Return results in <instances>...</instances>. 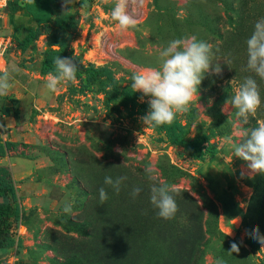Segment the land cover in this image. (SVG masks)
<instances>
[{
	"label": "rangeland",
	"instance_id": "obj_1",
	"mask_svg": "<svg viewBox=\"0 0 264 264\" xmlns=\"http://www.w3.org/2000/svg\"><path fill=\"white\" fill-rule=\"evenodd\" d=\"M72 6L80 18L74 52L85 66H111L130 93L129 104L108 100L97 85L72 94L61 83L50 93L46 80H32L31 90L11 80L8 95L0 97V144L12 142L11 151L0 156V165L10 169L18 187L20 214L12 233L21 244L0 257V264L17 257L37 264H264V248L249 235L253 228L264 235V173L251 174L225 142L231 137L240 143L246 131L264 122V80L247 70L246 50L254 24L264 18V0L130 3L138 23L126 31L111 19L112 3L76 0ZM192 36L212 45L222 74L206 75L190 110L178 114L187 135L183 145H174L139 120L143 102L131 77L158 68L159 51L170 40ZM33 43L37 53L43 50L42 42ZM248 76L257 81L261 104L245 123L230 100ZM30 91L29 103L21 104L17 96ZM210 145L237 174L239 200L246 206L242 220L221 216L202 177L201 164L210 156L203 148ZM194 146L202 150L193 153ZM149 164L159 181L178 190L172 219L158 217L150 203L151 181L144 172ZM204 175L216 189L207 170ZM106 176L126 177L118 194L104 184ZM101 187L109 197L103 205ZM134 187L142 189L135 198ZM66 197L71 216L63 212ZM9 202L10 195L0 197V203ZM234 242L239 252L229 253Z\"/></svg>",
	"mask_w": 264,
	"mask_h": 264
},
{
	"label": "clouds",
	"instance_id": "obj_2",
	"mask_svg": "<svg viewBox=\"0 0 264 264\" xmlns=\"http://www.w3.org/2000/svg\"><path fill=\"white\" fill-rule=\"evenodd\" d=\"M33 0H27L31 4ZM112 3L111 19L115 21L120 30L126 31L137 27V19L129 12L130 3L142 6L144 0H104ZM75 0H62V8L68 11L69 5ZM84 6V5H82ZM53 50L59 52V46L53 45ZM247 70L264 80V18L254 24L251 36L246 40ZM212 45L199 40L195 36L170 40L159 51L157 57L159 67L142 70L131 77V88L140 92V102L147 97L148 111L139 117L145 127L157 128L172 125L178 114L190 110V104L197 96L198 86L206 75H221L222 67L219 60L212 58ZM54 71L45 81V87L50 93H55L61 83H71L77 79L78 64L74 58H52ZM229 66L230 63L226 62ZM20 68L13 64L0 69V97H6L11 87L13 74L19 73ZM229 101L227 100L226 103ZM231 107L236 110L237 117L246 123L249 116H255L260 107L261 98L255 78L248 76L235 91L230 100ZM222 111H226L225 108ZM226 143L231 145L233 155L247 162L251 174L264 173V122L244 133L240 143H234L231 137L226 138ZM144 172L150 184V203L157 210V216L163 219H172L178 211L175 194L178 190L172 184L159 181L154 167L149 164ZM126 177L111 176L104 178V184L110 186L117 194ZM140 187H134L131 195L133 198L141 192ZM104 187L99 189V201L103 205L108 200ZM73 204L69 197L63 203V212L71 216ZM251 238L257 240L264 248V235L258 228H253L249 233ZM229 253L239 252L237 243H232ZM216 264H225L223 259H217Z\"/></svg>",
	"mask_w": 264,
	"mask_h": 264
},
{
	"label": "trees",
	"instance_id": "obj_3",
	"mask_svg": "<svg viewBox=\"0 0 264 264\" xmlns=\"http://www.w3.org/2000/svg\"><path fill=\"white\" fill-rule=\"evenodd\" d=\"M69 8L71 9L64 11L62 0H33L31 4L27 3V0H11L8 5V15L14 30H27V34L22 40H17L15 33L13 34L18 46L20 49L26 50L42 34L46 35V47L43 51L41 65L43 75H49L54 71L52 63L54 56L74 58L79 69L77 79L67 83L68 90L72 94L76 92L86 93L97 85L98 89L106 94L108 100L118 101L121 105L127 106L130 93L120 86V80L117 78L115 70L111 66H96L92 63L85 66L80 56L74 52L72 43L79 32L80 18L78 11L72 5H69ZM25 18L29 19L31 26L26 25ZM53 45H58L60 51H54ZM147 111L148 104L143 102L139 109L140 116L145 115ZM9 112V107H5L3 114L8 116ZM154 129L162 133L171 144L183 145L185 143L187 127L178 115L172 125H164ZM11 143L0 144V156L10 153ZM203 149L212 157L219 155L214 146H205ZM201 150L202 146H194L191 152L197 153ZM6 195L12 197V203H0V249L18 247L21 244L12 233L13 218L20 214L18 187L10 169L0 165V197ZM223 207L225 209V204ZM20 261V264H25L28 261L30 264H37L33 259H20Z\"/></svg>",
	"mask_w": 264,
	"mask_h": 264
},
{
	"label": "crops",
	"instance_id": "obj_4",
	"mask_svg": "<svg viewBox=\"0 0 264 264\" xmlns=\"http://www.w3.org/2000/svg\"><path fill=\"white\" fill-rule=\"evenodd\" d=\"M76 1V0H75ZM80 1V0H77ZM10 29L9 32L15 33L16 37L19 40H22L27 34L26 29H21L19 31H15L11 22L10 17L8 16ZM27 26H31V22L28 18L24 19ZM46 35L42 34L36 42H42V49H38V53L35 49V44L32 43L26 50L18 49L17 53L10 59L8 63V67L15 64L20 68V72L17 74H13L11 80H15V83L21 84L23 86H27L26 88L30 89L34 86L31 82L32 80H46L48 75H43L41 73V65L43 60V51L46 47ZM45 44V45H44ZM29 93H25L23 96H17L18 99H21V104L27 105L29 103L30 95ZM6 116V115H4ZM6 119H10V117H6ZM200 170L202 171V177L207 181L210 191L218 204L221 216L230 221H238L242 220L244 212L246 210V206L239 200V189L240 185L238 182V177L236 172L230 167V164L227 162L225 158L222 156L216 155L212 157L209 156L204 162H202ZM207 170L209 174L213 177V181H216L217 188L212 187V182L209 181L205 175L204 171ZM247 193L244 191V194ZM225 204V209H224ZM227 210V212H225ZM17 248V246L11 247ZM4 248L0 249V257L7 256L9 249ZM21 260H30V258L17 257L12 258L9 262L10 264H20ZM19 260V262H18ZM18 262V263H17ZM22 264V263H21ZM25 264H30V262H26Z\"/></svg>",
	"mask_w": 264,
	"mask_h": 264
},
{
	"label": "built area",
	"instance_id": "obj_5",
	"mask_svg": "<svg viewBox=\"0 0 264 264\" xmlns=\"http://www.w3.org/2000/svg\"><path fill=\"white\" fill-rule=\"evenodd\" d=\"M11 0H0V69L8 67L10 56L18 48L13 33L8 31V5Z\"/></svg>",
	"mask_w": 264,
	"mask_h": 264
}]
</instances>
